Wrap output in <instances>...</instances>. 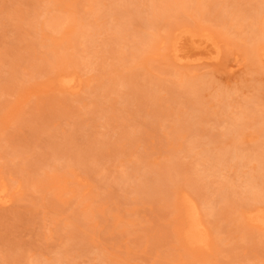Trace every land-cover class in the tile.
<instances>
[{"label": "rangeland", "instance_id": "374dc122", "mask_svg": "<svg viewBox=\"0 0 264 264\" xmlns=\"http://www.w3.org/2000/svg\"><path fill=\"white\" fill-rule=\"evenodd\" d=\"M142 1V15L150 18L155 0ZM213 2L260 7L259 30L252 32L243 14L222 25L208 15ZM108 3L0 0V183L9 198L0 203V264H264V229L241 206L253 203L243 196L253 164L222 166L212 175L211 159L199 147L187 148L197 139L213 154L227 151L232 124L253 123L255 116L264 121V64L252 54L264 33V0H201L204 14L190 8L191 0H169L163 7L179 13L170 9L147 30L156 45L134 78L120 58L144 29L127 15L115 20ZM53 16L65 33L52 29ZM120 20L130 23L129 40L107 44L120 34ZM186 27L214 36L223 51L217 64L171 58L169 41ZM238 43L247 52L234 58L229 49ZM190 45L186 37L177 44L181 53L198 55L201 48L188 52ZM62 74H73L77 86L61 85ZM153 92L162 106L145 102ZM220 92L229 94L225 102L217 99ZM189 98L198 100L193 118ZM247 108L255 115L239 119ZM180 115L193 128L178 129ZM235 143L240 153L255 154L264 137L248 128ZM175 161L179 171L166 166ZM136 171L171 177L173 207L160 193L149 199L133 192L128 181ZM198 177L207 180L193 187ZM224 183L235 202L214 215V192ZM183 192L200 204L213 232L208 252L184 243L176 218Z\"/></svg>", "mask_w": 264, "mask_h": 264}, {"label": "bare ground", "instance_id": "6f19581e", "mask_svg": "<svg viewBox=\"0 0 264 264\" xmlns=\"http://www.w3.org/2000/svg\"><path fill=\"white\" fill-rule=\"evenodd\" d=\"M193 1V5H190V8L194 11H199L204 14L201 9V0H191ZM169 0H155L152 5H149L151 12L153 13L150 18L143 17V9L141 5L145 2L142 0L139 3L136 2H128L120 0H109L108 3V14H112L114 19L116 20L118 17L127 15L129 17V22L134 26L141 27L144 29L141 35H139V41L134 42L129 48L122 52L121 60L123 63H129L131 66V71L127 75L128 78H134L138 76L136 72V65L142 64L144 62V57L154 48L156 45V39L153 38L148 33V29L154 27L157 23V20L163 15L166 14L167 11L173 10L175 13H179L178 10L172 8H164V4H168ZM236 2L231 8L226 9L224 4L219 2H213L209 4L208 11L210 16L214 17L218 22L222 25L227 24V19L229 17L235 18L237 16H245L250 18L249 29L252 32H256L259 30V12L260 7L253 6L252 8H242L237 5ZM159 8V11L156 9ZM225 8V9H224ZM228 17V18H227ZM37 21V18H33V23ZM95 21H99L103 23V18L100 16L95 17ZM118 25L115 27V31H120V34L113 37L110 41H107V44L115 42L117 40L128 39L129 40V24L126 21L120 20L117 22ZM51 27L55 31L62 32L59 25V18L57 16L52 17ZM263 30V27H261ZM62 33H65L64 31ZM82 33V31H81ZM264 34L261 32V37L258 44H256L252 50V54L260 59L264 64ZM174 38H171L169 41L170 44V56L176 62L184 61V60H199L205 59L211 64H217L220 61L222 54V47L218 44L217 40L209 33H198L189 28L181 29L176 32V35H173ZM199 36V37H197ZM182 37H186L190 42L188 47V52H191L195 48H201L198 51V55L196 53H181L178 49L177 44L180 43ZM62 38V37H60ZM131 41V40H130ZM230 54L235 58L240 53L245 54L247 52L246 48L242 44H236L233 48H230ZM141 53L137 54V52ZM57 56V55H56ZM197 56V57H196ZM58 57V56H57ZM239 60V59H238ZM240 61V60H239ZM58 81L61 85L68 86L70 88H75L77 84L75 82V76L72 74H62L58 76ZM189 84V83H188ZM100 88H109V85L99 86ZM189 85H187V88ZM258 89L261 90L260 86H257ZM133 93L139 96L138 91H134ZM102 94H95L93 98L94 104L100 103ZM229 94L220 92L216 95L217 99L220 101H224L228 98ZM190 105L189 115L190 118H193L196 113L195 104L198 103L196 98L187 99ZM162 98L157 93H151L149 97L145 100L146 103H150L154 108L162 106ZM127 105V104H126ZM248 115L254 116L255 111L252 108H247L246 110H242L241 114L238 116L239 119L243 117H247ZM182 118L178 121V129H191L193 128L194 123H192L188 117L185 118L184 115L178 116V119ZM248 128H254L255 132L260 133L264 137V121L263 119L257 118L255 116L253 123L241 122L240 124H232V132L230 134L229 142L232 145V148L227 151H220L218 153L213 154L210 148L201 147V143L197 139H193L188 143L187 148L193 149L195 147H199V153H202L204 157H208L211 159V167L212 175H215V172L222 166H229L233 168H239L243 166H247L248 164H253L252 169L254 172L245 175L244 181L248 185V189L244 192L243 196L247 200L253 201V203H246L244 200L241 201V206L244 208L246 213V217L251 221V223L259 228L264 229V144L261 146V150L255 154H242L240 153V149L238 144L235 143L236 140L243 138L245 135V130ZM195 156L198 154L195 152ZM240 158L243 163L237 164L236 162H231L234 159ZM78 159V157H77ZM167 168L175 169L179 171L181 169V164L177 161L166 163ZM129 178H132L131 188L133 192L137 193L140 197H147L149 199L157 196L158 193L162 194L164 197L163 200L169 201L170 207H173V203L171 201V197H169L167 185L173 182L171 177H167V180L161 176L160 172H138L135 174H131ZM135 179H139L138 182ZM207 180L206 177L195 178L193 183L195 186H199L200 181ZM127 184V183H125ZM223 188L217 190L215 193V203L219 204L216 209L212 213L214 215L220 214L221 211L224 210V207L233 203L234 198L230 195L229 187L226 183L223 184ZM7 186L5 184L0 183V203L6 204L9 200L7 195ZM200 190V188H197ZM208 189V188H207ZM233 193V192H232ZM142 198V197H141ZM166 198V199H165ZM179 203L181 205L182 212L178 213L179 216L176 217L179 220L181 230V235L184 240V243L190 249H198L201 252H208L210 250L212 239L214 238L213 232L210 227L207 225L200 204L189 194L183 192L179 196ZM261 204V205H260ZM166 206V205H165ZM235 220V219H234ZM236 228L243 232V227L240 225H236ZM244 233V232H243ZM83 237V235H79Z\"/></svg>", "mask_w": 264, "mask_h": 264}]
</instances>
